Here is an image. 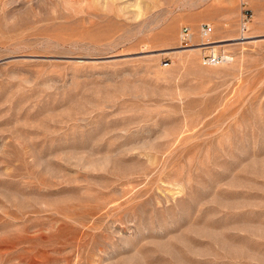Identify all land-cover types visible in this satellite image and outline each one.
<instances>
[{"label": "rangeland", "instance_id": "obj_1", "mask_svg": "<svg viewBox=\"0 0 264 264\" xmlns=\"http://www.w3.org/2000/svg\"><path fill=\"white\" fill-rule=\"evenodd\" d=\"M0 264H264V0H0Z\"/></svg>", "mask_w": 264, "mask_h": 264}, {"label": "built area", "instance_id": "obj_2", "mask_svg": "<svg viewBox=\"0 0 264 264\" xmlns=\"http://www.w3.org/2000/svg\"><path fill=\"white\" fill-rule=\"evenodd\" d=\"M249 9L243 10V16L241 18V24H240V30L245 31L248 30V23L250 21L249 17ZM214 28L209 23H202L200 25V35L202 38H209L213 32ZM194 31L190 26H183L180 33V39H181V45H189L193 44L192 41H194ZM205 45L204 47L206 49H210L209 53H205L203 55V60L208 64H221L230 61L229 56H231L230 53L222 51V52H216L215 48Z\"/></svg>", "mask_w": 264, "mask_h": 264}, {"label": "bare ground", "instance_id": "obj_3", "mask_svg": "<svg viewBox=\"0 0 264 264\" xmlns=\"http://www.w3.org/2000/svg\"><path fill=\"white\" fill-rule=\"evenodd\" d=\"M204 39H207L205 40L206 42L205 43H209V42H212L209 38H204ZM211 47H214L213 45H210Z\"/></svg>", "mask_w": 264, "mask_h": 264}]
</instances>
